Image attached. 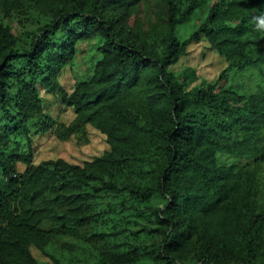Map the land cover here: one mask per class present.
<instances>
[{"label": "trees", "instance_id": "obj_1", "mask_svg": "<svg viewBox=\"0 0 264 264\" xmlns=\"http://www.w3.org/2000/svg\"><path fill=\"white\" fill-rule=\"evenodd\" d=\"M31 1L52 21L31 38L29 49L16 48L0 23V264H41L30 247L44 251L74 235L70 224H86L89 200L101 191L165 200L156 211L162 240L155 264H263L264 221L243 207L264 188L257 134L264 107L256 100L231 107L214 86L184 93L167 72L186 46L178 43L176 27L203 0ZM143 7L145 17L138 14ZM220 14L235 25L222 23ZM209 20L213 27L200 31L230 67L264 64V0H220ZM72 22L83 28L77 38L99 36L104 43L92 78L68 95L54 65L70 56L46 57V51L50 38ZM38 82L74 109L72 123L57 127L60 139L89 125L106 136L110 151L82 165L61 159L34 164L32 135L55 125L43 113ZM254 150L248 166L217 163L220 153L244 157Z\"/></svg>", "mask_w": 264, "mask_h": 264}, {"label": "rangeland", "instance_id": "obj_2", "mask_svg": "<svg viewBox=\"0 0 264 264\" xmlns=\"http://www.w3.org/2000/svg\"><path fill=\"white\" fill-rule=\"evenodd\" d=\"M219 1L203 0L176 27L178 43L185 42L186 46L183 54L167 67V72L182 86L184 93L214 86L231 107L240 108L252 100L260 102L264 107V64L242 70L230 67L231 61L220 54L200 31L202 25L213 27L209 14L211 6ZM145 10L147 12L148 9H139L138 14L145 17ZM219 16L227 26L235 25L225 16ZM51 21L49 11L31 0H0V23L9 29L15 38V47L19 50L29 49L31 38L39 35L40 29ZM82 30L74 22L68 24L50 38V47L46 51V57L55 53L70 56L65 64L54 65V68L59 66L55 79L68 95L76 84L88 82L92 78L96 64L102 58L100 48L104 40L99 36L88 40L79 39L76 34ZM36 86L42 100L43 113L54 120L55 125L50 131L32 135L34 164L61 159L70 164L82 165L110 151L106 136L89 125L80 134L60 139L57 127H67L72 123L74 109L63 104L60 95L51 94L41 82ZM238 125L233 124L230 132L236 134L239 131ZM257 134L262 138L260 145L264 146V125L260 126ZM256 157L255 150L244 157L220 153L217 155V163L244 167ZM24 169V165H18L20 172ZM149 181L144 179L143 184ZM164 204L165 200L158 194L137 199L128 194L98 192L89 200L88 214L91 217L86 224H70L76 230L74 235L55 239L44 251L31 246L30 253L41 264H155L154 254L162 240V226L156 211L163 208ZM248 207L261 214L260 220L264 221V188L260 193L249 196L243 208ZM48 226L45 224V227ZM260 246L264 250L262 237ZM261 261L264 264V253Z\"/></svg>", "mask_w": 264, "mask_h": 264}]
</instances>
